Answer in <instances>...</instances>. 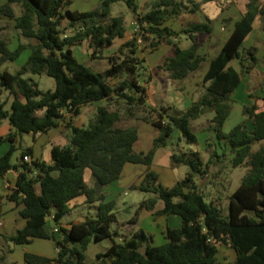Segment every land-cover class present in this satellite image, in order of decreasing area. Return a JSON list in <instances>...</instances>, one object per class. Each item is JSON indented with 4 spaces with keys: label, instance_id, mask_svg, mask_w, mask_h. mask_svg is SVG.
I'll return each mask as SVG.
<instances>
[{
    "label": "trees",
    "instance_id": "1",
    "mask_svg": "<svg viewBox=\"0 0 264 264\" xmlns=\"http://www.w3.org/2000/svg\"><path fill=\"white\" fill-rule=\"evenodd\" d=\"M72 1L6 0L0 3V19H13L24 39L11 48L0 35V127L8 119L14 129L0 136V143H10L0 155V177H5L12 169H21L6 197L23 204L18 218L26 220L15 233L1 234L5 241L15 245L30 243L34 238L55 241L58 248L55 258L26 252L25 261L29 264H86L85 251L89 243L107 237L112 243L98 254V264H225L219 259L220 245L234 249V264H264V145L254 148L256 143L264 141V110L257 103L244 105L245 118L231 130H224L233 108V92L260 61L257 45L242 47L254 28L256 17L264 15V2L249 0L246 12L235 22L222 48L210 60L203 78L204 93L189 107L180 109L175 105L158 108L148 103L147 88L141 79L147 67L145 60L137 56L138 38L141 36L152 51L161 44L170 45L172 54L166 56L158 68L170 79L183 81L205 61V56L199 52L202 45L199 37L212 35L213 21L208 17L207 21L194 22L176 31L166 23L184 8L181 0H153L150 9L143 13L138 11V0H126L138 15L140 30L134 31L133 38L120 46L123 57L111 56L110 66L100 72L80 61L73 47L87 43L94 49L91 54L94 58L117 38H124L128 31L125 15H112V4L120 0H102L88 11L70 9ZM190 1L193 2L191 11H196L200 3ZM15 6L20 7L19 14ZM64 19L69 20L68 26H63ZM68 29L71 30L67 32ZM182 34L191 40L187 47L180 42ZM27 48L31 50L30 55L18 72L2 69L7 61L16 60ZM234 59L239 60L240 70L231 63ZM28 74H47L55 78V89H40L38 82ZM115 78L119 81L112 83ZM4 92L12 98L10 109L6 108L9 100L3 98ZM104 99H123L126 106L124 110L114 108L111 103L99 106L87 126L71 121L84 105ZM135 109H141L142 114ZM65 113L70 117L67 126L72 136L66 145L53 147L52 164L40 159L26 161L25 156L33 154L30 147L22 150L20 162L13 161L15 152L22 147L17 144L19 134L47 132L59 124ZM209 113L212 117L206 129L215 132L217 141L207 139V148L211 149L208 160L193 148L173 151L172 165H187L191 170L173 186H165L153 169L156 151L169 145L175 129L181 131V137L189 144H197L192 122ZM127 116L149 121L157 130L147 152L134 149L139 139L138 128L120 125ZM223 141L230 146L233 167L247 166L242 182L230 196L227 213L220 203L206 201L196 180L198 175L203 177L209 173L211 165L216 163L214 159L221 160L226 155L214 148ZM128 162L146 165L141 180L130 188L155 194L141 201L128 223H136L143 209L153 210L156 215L182 217V225L168 228L167 240L161 245H154L153 235L143 228L117 241L114 235L119 231L113 230L118 223L116 201L108 200L104 191L98 195L96 187L86 182V170L91 169L95 181L106 186L121 178ZM80 196H86L88 203H99L97 216H87L69 227L61 225L63 216L72 209L71 201ZM3 198L0 193V216ZM160 200L164 205L156 209ZM51 214L58 224L57 232L46 228Z\"/></svg>",
    "mask_w": 264,
    "mask_h": 264
},
{
    "label": "rangeland",
    "instance_id": "2",
    "mask_svg": "<svg viewBox=\"0 0 264 264\" xmlns=\"http://www.w3.org/2000/svg\"><path fill=\"white\" fill-rule=\"evenodd\" d=\"M6 0H0V3L5 2ZM102 0H73L71 5L69 6L70 9L73 10H80V11H88L93 9L94 7H96L97 5H99L101 3ZM184 4H186L187 6L193 7V2H191L190 0H181ZM196 2H200V7L201 4L205 6L206 2L207 7H213L215 6V8L218 10V8L224 6L225 4H231L233 0H194ZM237 2V0H234ZM153 0H138V6L139 12H144L147 11L148 9H150L151 5H152ZM249 2V1H248ZM239 4L241 3L238 2ZM16 7V11L17 14L20 13V7L19 6H15ZM198 8L196 11H200L201 14H203L205 12L204 8L202 6L201 8ZM208 10L210 11V8H208ZM235 10V14H237L236 9ZM196 11H186L185 7L182 9L181 13L178 15L179 16V22H185L186 25H189L191 23L194 22H198L199 17L198 14H196ZM142 12V13H143ZM124 14L125 15V24L127 26V34L124 38H117L115 43L113 45H111L110 47H107L105 49V51L103 53H99V57H91L92 52L94 51L93 48H89L87 43H84L83 45H78V46H74L73 47V52L75 54V56L82 62H84L87 65H91L93 66L96 70L100 71V72H104L109 66H110V57L111 56H121L123 57L122 53H120L119 48L120 46L125 43L126 41H129L133 38L134 36V22L137 20L138 15L132 10V8L129 7L128 3L126 2V0H120L115 2L114 4H112V15L116 16V15H121ZM206 18V19H205ZM204 21L207 20L208 16L206 17L205 15ZM264 20V18H263ZM213 23H216V36L217 38L221 37V25L223 23V29L224 31L226 30L225 24H227L229 21H231V19H227L224 18L222 23H220L219 19H216V17H213ZM69 25V20L68 19H64L63 20V26H68ZM258 28L256 29V31L253 33V35L249 38V40H247L244 44L242 48H248L252 42L255 45L259 46V53L260 55H263L264 53V41L262 40V36L261 34L264 33V23L263 25H261V23H259V25L257 26ZM71 29H68L67 32H69ZM0 35L7 40V42L9 43L11 48H15L18 43L21 40H24L19 32V30H17L15 28V22L13 19L4 17L2 19H0ZM180 42L182 43V45L184 47H187L190 43L191 40H189L187 37L182 36L180 39ZM124 50L128 51V48H125ZM166 47L161 49V50H157L155 52H153L151 50V48L149 47V44H147L145 41L142 42H138V54L137 56L141 59L145 60V65L147 68H151L152 71L150 72V77L149 75H144L141 77L142 79V83L144 82H150L152 81V92L155 90L156 94L151 98V101L154 103H160L162 98H166L167 97V101L171 102V99H173L171 97V95L168 93L170 92L173 87H174V92L176 91V94H180V92H182L181 89V84L182 81H176V80H172L168 78V75L164 72L161 71L158 68V65L161 64L163 62V58L168 55L167 53L170 52V50H167ZM31 50L29 48L24 49L20 56L16 59V60H9L7 61L3 66L2 69H8L9 71H11L12 73H16L20 70L21 66L27 61L29 55H30ZM264 58L262 57V61ZM260 62V61H259ZM232 64L234 65L235 68H237L238 70H240V63L238 59H234L232 61ZM200 69L197 70L195 73H193V75L190 76L189 80L194 81V83H198L199 82V75L201 74ZM160 72V73H159ZM262 73H259L258 75H261ZM30 76H33L34 79L38 82L39 84V88L42 90H49V89H55L56 87V80L55 78L47 75V74H42V75H31L28 74ZM260 84L253 82L251 84V87L249 88V92H250V96L252 98V101L260 104V108L261 105L264 102V99L262 100L261 97H264V79L260 78ZM186 80V79H185ZM188 80V79H187ZM113 83H117L119 81L118 78L116 79H112L111 80ZM184 81V80H183ZM171 82V84H169ZM168 83V85H167ZM247 87V83L246 80H242L241 84L238 86V88L234 91V116L231 119V123H233V125L235 126L237 123H239L241 121V114L240 112L237 110L240 105L242 107H244V105H252L251 102H249V100L247 101L246 98L241 97L243 91L245 90V88ZM205 90V89H204ZM203 90V91H204ZM162 92L168 93L166 96L162 95ZM185 94L180 95L179 97L175 98V101H180L184 102V97ZM3 98H8L9 102L6 105V108L10 109L11 108V100L12 98H10L8 96L7 92H4L3 94ZM252 102V103H253ZM95 103L97 106L98 105H104L107 104V100H99V101H95L93 102ZM119 103V102H118ZM115 106L120 107L121 109L124 110V107L126 106L125 101L122 99V103H114ZM167 104V103H166ZM173 105V104H171ZM174 106V105H173ZM158 108H160V106H156ZM263 107V106H262ZM83 109V107H82ZM81 109V110H82ZM144 111V110H143ZM135 112H137L138 114H142L141 109H135ZM95 116V115H94ZM93 116V117H94ZM153 116H155L153 114ZM78 118H76V121L78 122V119L80 118L78 115L76 116ZM128 118L125 119V121H122L120 123V125H128L131 121L132 118H129V116H127ZM212 117V114H206L203 117H201L198 120H195L192 122V127H193V131L197 134L198 136V141H201V144L198 147V149H200L201 151V156L204 159H208L210 154H211V149H209V152H206L205 150H203V144H204V139L206 136L211 137L214 142L217 141L216 136H215V132L214 131H210L207 130L208 133L203 132L202 128L207 127L210 123V119ZM91 119V118H90ZM134 120H136V125H130V126H136L137 128L139 126H141V122L138 119L144 120L142 118H133ZM137 121H139L137 123ZM145 121V120H144ZM150 126L152 128H154V132L157 135V130L155 129V127L152 125L151 122H149ZM87 124H85V126H87ZM233 126V127H234ZM249 126L252 127V123L249 120ZM70 135H72V131H70ZM20 139V137H22V144L23 147H20L14 154L13 156V161L18 163L21 160V153L22 150L24 149V147L28 144L32 143V133L29 132H23L21 134L18 135ZM181 131L178 129H175L172 133V135L169 138V145L167 146L168 149L172 150V151H188L190 148H193V144H189L184 137H181ZM20 141L17 143L18 146ZM9 142H3L0 143V148H7L9 146ZM198 145V144H197ZM261 145H264V141L262 142H258L254 145V148H258ZM194 149V148H193ZM197 149V150H198ZM215 160V164L211 165V167L209 168V173L205 176H200L198 175L196 180L197 182L200 184V188L203 190L204 194H205V199L206 201L210 202L212 200L220 203L221 207L224 209L225 213L228 212V207H229V202H230V196L231 194L236 190V188L240 185V183L242 182L243 176L245 175L246 171H247V166L246 165H241L238 167H233L230 159L228 158L227 155H225L221 160L218 159H214ZM219 168L221 169L220 175H218V170ZM190 167L187 165H182L180 168V171L182 173L183 176H185L186 171H190ZM222 175V176H221ZM222 177V178H221ZM221 178V179H219ZM218 181V182H216ZM126 182V181H125ZM6 188L4 187V179L2 177H0V192L5 194L6 193ZM155 194H153L152 192H148V191H142L139 189H130L128 188H124L118 191L117 193V198H116V213L117 216L119 218V220L121 222L129 219L132 215L135 214L136 210L139 207V204L141 203L142 200L144 199H149L151 197H153ZM94 204L91 203H86L82 206L73 208L70 212H68L66 215L63 216V218L61 219L60 223H68L70 221H77L78 217L80 215H85V216H91V217H96L97 216V206H98V202H93ZM131 210V213L128 211ZM143 210H147V209H143ZM247 213L253 214L252 211H247ZM21 220V218H20ZM47 226L49 228H55L58 226V224L53 220V218H51V216H48L47 219ZM116 229V226H113V230ZM54 230V229H53ZM59 234V233H58ZM57 234V235H58ZM126 234V230L125 228H121L119 229V234L114 235V238L117 241H122L123 237H125ZM3 236L2 238H0V258L5 259L8 254H9V250L7 249V246H4L3 244ZM37 242V241H36ZM39 242V241H38ZM51 249L53 250V252H55V246L54 243L51 241H49ZM112 243V239L110 237L101 239V240H95L93 239L86 251H85V263L86 264H98L99 263V259H98V254L100 252H104L106 251V249L111 245ZM56 244V243H55ZM37 245V247L43 248V249H48V250H44L47 252H50L49 249L50 247H46L45 245H40L39 243H36L35 246ZM30 245H24V244H18L17 245V249L15 252V257L20 260L22 259L24 261L23 255L25 252V249L27 250L28 247ZM57 247V246H56ZM6 248V249H5ZM5 249V250H4ZM219 258L226 262L225 264H234L235 260V254L233 257V251L230 249V247H224V249L220 250L219 252ZM1 259V261H2Z\"/></svg>",
    "mask_w": 264,
    "mask_h": 264
},
{
    "label": "crops",
    "instance_id": "3",
    "mask_svg": "<svg viewBox=\"0 0 264 264\" xmlns=\"http://www.w3.org/2000/svg\"><path fill=\"white\" fill-rule=\"evenodd\" d=\"M240 1H241V3L239 4L238 2H240ZM248 1L249 0H237V2H236L233 0L231 4H228V5L225 4L224 6L218 8V10L215 8V6L207 7V4H208L207 2L205 4V6L201 4L200 8L202 9V6L205 7L204 8L205 12L203 14H201L200 11H196V14H198V17H199L198 22L204 21L205 15H206V17L208 16L211 20H213V17H216V19H219L220 23H222L224 18L231 19V21H229L227 24H225V26H227L225 31L223 29V23H222L221 32H219V33H221L220 38L219 37L217 38V36H216V31H215L216 23L215 24L213 23L214 30H213L212 35L199 37V39L202 42V45L199 49V52L202 55H204L206 58L205 61L202 63V66H201L200 71H199L201 73L199 75V82L194 83V81L189 80L190 76L193 75V73L196 72L195 71L189 76V78H187L188 80L186 79V80L182 81V84L180 86L182 89V92H180V94H176V91L174 92V87H173V89L170 92H168L171 95V97L173 98V99H171V102L167 101V97H166L165 99L162 98L160 103H155V102L153 103L151 101L152 95L154 96L156 94L155 90L152 92V94L150 91V90H152V88H151L152 87V81L144 82V85L147 88V101H148V103H150L153 106H160V107H164V106L166 107V106H170L171 104H173L180 109H186L187 107H189L191 105V103L195 99L199 98L204 93L203 90L205 89V86L203 85V78H204V75L209 68L210 60L213 57H215L217 55V53L220 51V49L222 48L223 44L225 43V41L229 37L230 33L232 32L235 22L241 18L243 13L246 12ZM259 1L262 3L264 2V0H259ZM184 7H185V10L187 12L191 11L192 7L187 6L186 4L184 5ZM208 8H210V11L208 10ZM234 9H236L237 14H235ZM263 18H264V15H258L256 17V19L254 21V28L249 33V35L246 37V39L244 40V43L247 40H249V38L256 31L259 23H261V25H263V23H264ZM166 24L176 31H182L184 28L188 27V25H186L185 22H182V23L179 22V16H176L172 19H169ZM184 35L185 34H182L181 37ZM261 36H262V40L264 41V33L261 34ZM181 37H180V39H181ZM185 37H187V35H185ZM253 42L250 46L255 45ZM165 47L167 50H170V52L167 54L171 55L172 54V47L170 45L161 44L159 49H157V50H161ZM153 52H155V51H153ZM168 55H166V56H168ZM258 56L260 58V62L258 63V65L251 71V73L245 75L242 78V80H246L247 87L243 91L241 97L246 98L247 101L249 100V102H251V104L255 103L252 101V98L250 96V92L248 91L249 88L251 87V84L253 82L260 84L261 83L260 78L264 79V61H262V57L264 58V53H263V55H260V53H258ZM144 64H145V61H144ZM144 71H145V75L148 74L150 77V75H151L150 72L152 71V69L146 68V69H144ZM259 73H262V74L258 75ZM176 81H178V80H176ZM169 84H171V82ZM167 85H168V83H167ZM168 93L162 92V95L166 96ZM183 94H185L184 97H182ZM180 95H182L181 98H184L183 104L180 101H175V98L179 97ZM232 98L234 100V92L232 94ZM261 99L263 100L264 97L262 96ZM118 102L122 103V100H117V99H114L112 101L107 100V104L111 103L114 108L117 107V106H115L114 103L119 104ZM104 105H106V104H104ZM258 105L260 106V104H258ZM99 106H101V105L97 106L95 103H89V104L84 105L83 109L81 110V113L78 115L80 117L78 119V122L76 121V118H78L76 116H74L71 119V121L78 126H85V124H87L89 122L90 118H92L96 114ZM261 109L264 110V102L261 105ZM237 110L241 114V120H243L245 118V116L243 115V107L240 105V107ZM233 116H234V103H233V108H232V111L230 113V116L224 124V130L229 131L233 128L234 125H233V123H231V119ZM138 120L142 121V122H141V126L138 127L139 139L135 143L134 149L137 152H147L151 148V146L153 144V140L156 137V134L154 132V128H152L150 126L149 121H146V120L144 121L141 119H138ZM68 121H70V117L67 113H65L64 118L61 119V121L59 122V124L56 127H53L52 129H50L47 132H38L36 134L32 133V143L28 144L24 147V149L29 148V147L32 148L33 154L30 155L32 159H40L42 161H46L48 164L53 163V159H52L53 147L55 145H66L72 136V135H70L71 129L67 126ZM139 121H137V123ZM248 124H249V121H248ZM130 125H136V120H134L132 118V121L128 125H122V126H130ZM252 127L249 126L250 129ZM13 130L14 129H12V126H11L9 120L6 119L3 122L2 126L0 127V136H5L10 131H13ZM202 130H203V132L208 133L206 127L202 128ZM18 138H19V136H18ZM209 138H211V137L206 136L204 139L205 141L203 144V147H204L203 150H205L206 152H209V149L207 148V139H209ZM18 140L20 141L19 144H21V146L23 147L22 137H20V139H18ZM197 144L193 145V148L195 150L198 149L197 146H199L201 144V141L198 142ZM8 147L7 148H3V147L0 148V155L5 153V151L8 149ZM214 148L217 150L218 153H224L225 152L229 159H231V157L233 156L231 151H230V146L224 141L221 143H217L214 146ZM198 150L201 151L200 149H198ZM172 152L173 151L168 149L167 146L166 147L165 146L160 147L156 151L155 156H154V160H153V169L159 174L161 182L165 186H168V187L173 186L178 180H180L184 177L180 171V168L182 165H180V166H173L172 165V160H171ZM204 160L206 161L205 158H204ZM20 170L21 169H19V170L12 169L6 174L5 177H3L4 187L6 188L7 191L5 194L0 192L1 194L4 195L3 209H2V214L0 216V238H2L1 234H3V233L4 234L15 233L18 228L24 226L26 223L25 219L20 220L18 218L19 210L23 208V204H17L14 201H10L6 197L9 189L12 186H14ZM145 170H146V165H144V164L128 162L124 166L121 178L109 183L106 186H103L102 191L107 193V199L108 200H115L116 201L118 191L121 189H124V188H128V187L130 188V186L133 183H138L141 180ZM188 172L189 171H186L185 175ZM217 172H218V175H220L221 169L219 168V170ZM221 178H219V179H221ZM85 179H86V182L89 186H95L96 185V181L92 175L91 169L86 170ZM216 182H218V181H216ZM86 203H88L86 196H80V197L73 199L71 201L70 205H71V208L73 209V208L82 206ZM91 204H94V203H91ZM163 205H164L163 202L160 200L157 204L156 209H161L163 207ZM128 211L131 213V210H128ZM133 216L134 215H132L129 219H127L123 222H121L118 218V223L115 224L116 229L119 231V229L122 226V228H125V230H126V234H124V235L128 236L132 232H134L135 230H137L139 228H143L147 232H149L153 235V244L154 245H161V244L166 242V240H167L166 239V233H167L168 228H177V227H180L182 225V217L178 214H170V215L159 214V215H156L153 210H141L139 213L138 221L136 223H128V221ZM86 217L87 216H85V215H80L78 217L77 221H70L68 223H61V225L65 226V227H69L71 225V223L84 221ZM46 228L50 232H52L54 229V228L53 229L49 228L47 226V224H46ZM49 241H51V243L53 242L54 245H56L55 241L52 238H34L30 243L24 244V245H30V246L28 247L27 250L25 249V252L23 255L24 261H23L22 259L18 260L15 257V252H16L18 244L15 245L11 242H7L3 238L4 246H10V249H9L8 256L5 259H2V261H0V263L1 264H29L25 261V253L26 252H34V253L45 255V256H48L51 258H55L58 255V248L55 246L56 249H55V252H53V250L51 249ZM36 243H39L40 245H45L46 247H50V249H49L50 252L44 251V250H48V249H43V248H41V246L40 247H37V245L35 246ZM226 246L230 247L228 245H223V246L220 245V250L224 249V247H226ZM230 249L233 251V257L235 254L234 260H236V252L234 251V249L232 247H230ZM222 262L226 263L224 261H222Z\"/></svg>",
    "mask_w": 264,
    "mask_h": 264
},
{
    "label": "built area",
    "instance_id": "4",
    "mask_svg": "<svg viewBox=\"0 0 264 264\" xmlns=\"http://www.w3.org/2000/svg\"><path fill=\"white\" fill-rule=\"evenodd\" d=\"M139 30H140V23H139V20L137 19V20L134 22V31L138 32ZM138 42H139V43L142 42V37H141V36H139V38H138ZM31 159H32V158H31L30 155L25 156V160H26V161H30ZM50 216H51V218L54 219V215H53V214H51ZM58 230H59V227H58V226L54 228V231L57 232Z\"/></svg>",
    "mask_w": 264,
    "mask_h": 264
},
{
    "label": "water",
    "instance_id": "5",
    "mask_svg": "<svg viewBox=\"0 0 264 264\" xmlns=\"http://www.w3.org/2000/svg\"><path fill=\"white\" fill-rule=\"evenodd\" d=\"M95 187H96V193L99 195L102 192L103 184L101 182H96Z\"/></svg>",
    "mask_w": 264,
    "mask_h": 264
}]
</instances>
